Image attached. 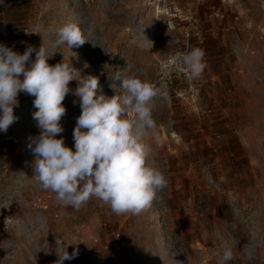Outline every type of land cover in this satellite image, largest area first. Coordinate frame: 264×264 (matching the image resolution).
Segmentation results:
<instances>
[{
  "label": "rangeland",
  "instance_id": "1",
  "mask_svg": "<svg viewBox=\"0 0 264 264\" xmlns=\"http://www.w3.org/2000/svg\"><path fill=\"white\" fill-rule=\"evenodd\" d=\"M5 2L13 51L44 43L50 65L64 61L97 77L98 95H116L115 70L152 83L158 63L178 51L203 49L207 67L197 111L172 98L153 101L148 163L168 186L140 215H116L94 197L75 211L42 190L28 147L40 134L35 97L19 93L18 119L0 132V264H56L65 249L78 255L63 264H217L224 241L233 244L230 264H264V244L251 256L245 250L264 237V0ZM69 22L91 42L50 47ZM77 86L70 81L57 136L73 151Z\"/></svg>",
  "mask_w": 264,
  "mask_h": 264
},
{
  "label": "clouds",
  "instance_id": "2",
  "mask_svg": "<svg viewBox=\"0 0 264 264\" xmlns=\"http://www.w3.org/2000/svg\"><path fill=\"white\" fill-rule=\"evenodd\" d=\"M40 27L33 33H38ZM86 42L91 41L81 28L69 22L56 30V39L50 47L64 45L71 49ZM34 51L35 61L26 67ZM205 55L199 47L183 55L190 80L202 78L207 67ZM51 56L44 43L38 51L27 47L23 54L0 44V132H7L18 119L14 108L18 106L19 93L35 97L33 107L37 110L33 119L40 134L30 138L28 147L35 157L33 178L42 190L51 191L62 207L75 211L94 197L116 215L142 214L168 186L165 173L148 163L152 149L145 142L156 130L153 101L166 93L135 74L115 70L110 87L116 95L111 98L102 92L98 95L97 77L81 76L78 69L64 61L50 65ZM73 80L78 84L74 95L79 98L81 108L73 130L75 151L65 145L63 137L57 138L64 131L60 121L66 108L62 102L72 91L69 83ZM113 81L119 82V93ZM233 212L237 214L239 209L233 208ZM261 244L264 237H254V244L246 246L247 254L251 256ZM221 248L217 264H230L234 259L233 244L224 241ZM77 255L78 250L69 254L65 249L58 254L56 264Z\"/></svg>",
  "mask_w": 264,
  "mask_h": 264
},
{
  "label": "built area",
  "instance_id": "3",
  "mask_svg": "<svg viewBox=\"0 0 264 264\" xmlns=\"http://www.w3.org/2000/svg\"><path fill=\"white\" fill-rule=\"evenodd\" d=\"M195 29L198 30L197 27ZM0 44L12 48L11 36L6 29L0 30ZM186 52L188 49L165 56L158 63L156 78L152 83L166 93L163 98H172L197 111L200 107L202 88L198 80L188 78L187 69L183 65V55Z\"/></svg>",
  "mask_w": 264,
  "mask_h": 264
},
{
  "label": "crops",
  "instance_id": "4",
  "mask_svg": "<svg viewBox=\"0 0 264 264\" xmlns=\"http://www.w3.org/2000/svg\"><path fill=\"white\" fill-rule=\"evenodd\" d=\"M8 3L5 0H0V30L7 26V7Z\"/></svg>",
  "mask_w": 264,
  "mask_h": 264
}]
</instances>
